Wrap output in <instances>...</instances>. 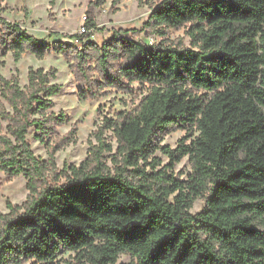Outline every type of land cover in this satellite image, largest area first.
<instances>
[{
	"label": "trees",
	"instance_id": "1",
	"mask_svg": "<svg viewBox=\"0 0 264 264\" xmlns=\"http://www.w3.org/2000/svg\"><path fill=\"white\" fill-rule=\"evenodd\" d=\"M84 25L78 48L39 40L0 14V48L14 59L60 52L81 99L131 92L135 82L149 91L104 116L87 157L58 169L54 152L69 138L57 134L67 116L50 110L55 69L30 68L24 87L0 76V170L28 188L0 211V264H55L59 251L85 264H114L121 252L131 255L121 264H264V223L255 222L264 219V0H161L141 27L100 44L89 39L91 15ZM179 27L188 45L169 37ZM32 125L47 159L26 139ZM186 127L197 131L189 142L159 145ZM158 148L168 166L188 156L185 179L157 168ZM198 196L202 208L191 213Z\"/></svg>",
	"mask_w": 264,
	"mask_h": 264
},
{
	"label": "rangeland",
	"instance_id": "2",
	"mask_svg": "<svg viewBox=\"0 0 264 264\" xmlns=\"http://www.w3.org/2000/svg\"><path fill=\"white\" fill-rule=\"evenodd\" d=\"M91 1L0 0V14L10 22L19 23L22 28L39 40H45L48 43L60 40L81 48L82 43L76 37L84 32L81 31V25L90 15L96 28L91 30L89 39L100 44L110 38L115 29L141 27L147 19L151 7L161 0H117L115 3L112 0H106L103 4L95 6L89 13L87 7ZM84 15L86 16L85 21L83 20ZM185 29L186 27L172 28L168 33L169 37H182L183 42L188 45L189 37ZM30 68H41L44 71L54 68L55 76L51 78V82L60 86L59 92L50 97L52 101L50 110L55 114L63 113L67 116V122L57 127V134L59 136L68 134L69 141L54 152V162L58 169H63L64 166L70 164L78 165L87 157L89 146L95 141L94 131L101 124L104 116L112 117L120 110L132 108L149 91L148 85H140L135 82L132 84L131 92L113 89L102 97L81 99L77 95L76 82L69 63L60 52L52 50L42 57H37L31 52L24 51L19 59H14L10 50L0 48V76L4 78L17 76L19 85L24 87ZM35 133L36 130L32 125L28 129L26 139L36 156L47 159V144L36 139ZM196 134L197 131L190 127L172 130L164 135L159 145L174 148L184 136L187 137L186 142H189ZM104 135L115 148L116 140L113 132L106 130ZM153 155L159 162L157 168L164 166L168 173L180 175L185 179L191 172L187 155L179 161L173 162L171 166L167 165L168 156L159 148L154 151ZM27 194L26 178L23 175L9 178L0 170V211H8L7 201L12 204L22 203ZM202 205L203 197H196L190 212L200 211ZM255 222L256 226L261 228L264 219H255ZM130 260L129 253L121 252L114 264ZM23 264L29 263L24 262ZM55 264H85V262L77 259L73 251H59L55 256Z\"/></svg>",
	"mask_w": 264,
	"mask_h": 264
},
{
	"label": "built area",
	"instance_id": "3",
	"mask_svg": "<svg viewBox=\"0 0 264 264\" xmlns=\"http://www.w3.org/2000/svg\"><path fill=\"white\" fill-rule=\"evenodd\" d=\"M85 19H86V16L84 15V16H83V20L85 21ZM83 20H82V21H83ZM81 31H82V32L85 31V25H84V24L81 25Z\"/></svg>",
	"mask_w": 264,
	"mask_h": 264
}]
</instances>
